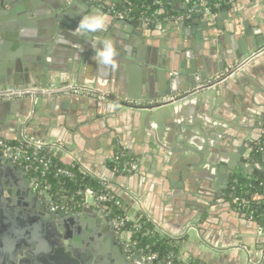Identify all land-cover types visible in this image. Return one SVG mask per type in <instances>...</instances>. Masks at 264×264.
Instances as JSON below:
<instances>
[{"label":"crops","instance_id":"obj_1","mask_svg":"<svg viewBox=\"0 0 264 264\" xmlns=\"http://www.w3.org/2000/svg\"><path fill=\"white\" fill-rule=\"evenodd\" d=\"M80 1L68 0L66 5ZM91 1L105 13V31L94 37L114 41L116 69H98L89 43L93 34L89 38L71 34L81 11L90 8H52L46 0H0V88L15 92L23 90L14 86L80 89L76 99L56 95L42 102V98L34 112L26 109V116H21L25 112L21 105L0 108V139L40 138L64 166L112 182L130 206L128 216L144 217L154 233L175 240L183 262L250 264L240 246L260 248L264 243L247 241L261 236L249 231L252 227L233 207L229 187L242 172L238 161L251 159V146L263 134L259 125L264 114V62L220 81L213 92L204 90L181 105L159 108L145 122L142 112L128 129L130 109L121 103L142 106L170 100L172 90L180 92L187 69L190 74L216 79L236 51L243 53L258 43L260 31H264V0L256 6L252 0H216L213 12L227 7L224 18H219L220 29L214 22L196 30L187 27V31L185 26L170 25L169 19L183 18L192 24L181 14L183 9L171 6L169 15L161 19H141L148 24L141 27L143 34L108 22L110 11L115 19L125 17L102 6L105 1L116 3L114 0ZM60 14L72 28L61 24ZM160 22L165 26L158 25ZM58 30L70 32L71 37L58 35ZM44 38L45 47L39 46ZM174 77L178 80L172 81ZM26 118L30 122L25 123ZM119 154L133 159L138 172L114 175L125 176V182L100 176L106 169L113 172L111 166ZM89 251V247L84 250L85 257ZM102 255L104 261L96 262L98 255L91 254L86 264H114L111 250ZM28 257L31 259L23 264H37L35 257Z\"/></svg>","mask_w":264,"mask_h":264},{"label":"water","instance_id":"obj_2","mask_svg":"<svg viewBox=\"0 0 264 264\" xmlns=\"http://www.w3.org/2000/svg\"><path fill=\"white\" fill-rule=\"evenodd\" d=\"M67 1L68 0H46L52 8H76L77 5H82L93 11L103 13V15L105 14L104 11L99 9V7H97L91 0H81L77 4L66 5L68 3ZM122 1L124 0H114L116 3H122ZM262 1L263 0H252L251 3L253 6H256L258 5V2ZM116 3L111 4L105 1L102 6L114 8L115 11H118L119 5H116ZM167 3L176 9L188 10V6L183 5L181 0H167ZM35 4H37V2ZM38 8H40V6ZM224 10H227V7L221 6L217 13L212 11L211 14H201L193 17L190 19V22L192 23L190 26L184 18L169 19L168 24L185 26L187 31V29H189L187 27H190V30H196L208 26V24L213 25L216 23V28L220 29L222 24L219 21V18H224ZM62 13L66 15L68 11L65 10ZM61 14L57 15L61 24H66L72 28V25L67 19L63 18ZM160 14L169 15V11L162 7L160 9ZM112 15L113 12L110 11V14H108L110 17L108 22L111 25L113 24V27L124 29L127 32L133 31L135 34H143L141 27L143 25L144 27H147L148 25L147 23L144 24L141 20H129L127 17H123L121 20L115 19ZM165 24L166 23L160 22L158 25L164 27ZM116 32L117 31H115V33ZM69 33L70 32L67 33L60 30L57 31L58 35L71 37V34ZM50 34H52V32H47V35ZM260 34L261 36L258 38V43L256 45L243 50V53H237L236 51V53L233 54V57L230 58L228 65L225 64L227 66L232 65L240 61L246 54L264 46V31H260ZM46 39L47 38H44L43 41L39 40V42H42L39 46L45 47V45H43L45 43L43 42H46ZM218 39L221 40V36H218ZM260 62H264V55L244 67L242 69L243 74ZM42 73L43 72L41 71V74ZM217 74L218 72L216 71L212 75ZM234 74L235 73L233 72L232 74L226 73L228 76ZM217 76L218 78L211 81L207 76L190 74L187 69L185 76L180 80L183 82L179 89L180 92L172 90L170 100L160 104H147L142 106L126 102L121 103L123 107L130 109L128 110L130 124L127 126V129L139 119L142 112H145L143 117L145 122L147 118L151 117L153 113L161 107L175 103L176 105H181L180 103H185V101L192 95L203 92L204 90H210L213 92V88L217 87L220 81L227 77L222 76L221 74H218ZM235 77H237V75ZM41 80L43 79L41 78ZM171 80H178V78L174 77L171 78ZM206 81L209 82L198 87L200 83H205ZM14 88L24 89L18 86ZM79 91V88L65 91L56 88L48 92L36 93L35 90L15 92L13 89L6 90L1 87L0 99L6 100H0V108H7V106H15L18 108V106L21 105V109L25 108V112H21V116H26V109H31L34 112L37 103H39L38 97L35 100V94L39 97L43 96L44 100H42V102H45L48 95H63L60 96L63 97V100L73 99V97L76 99L75 97ZM26 119L25 123L30 122L29 118ZM259 126L263 129V113ZM17 139L18 141L22 140L21 136H18ZM250 143L246 146L250 147ZM118 146L120 149L125 150L121 144ZM126 151L131 154V156H135L130 150L126 149ZM238 164L242 168V174L245 172H258L264 175V161H256L252 158L247 162L238 161ZM112 171L113 172H111L110 169H106V172L103 175H99L103 178H111L120 182H125V179H122L126 178L125 176H114L116 173L113 169ZM134 172H138V170ZM98 179L103 183L106 182L102 178ZM110 183L112 182H106L107 188L118 197L124 198L121 190L115 188ZM256 199L264 200V192L258 193ZM49 203L50 199L47 197L46 193H41L32 187L24 170L20 168L16 162L6 158L3 153L0 152V261L4 259L6 260L4 261L5 264H15L17 262L23 264L30 260L31 258L28 256H31L35 257V263L37 264H86L88 259H90L91 254H97L98 257L96 262H101L104 261V257H106L102 254H105V251L111 250L114 264H145L143 257H145L146 254L144 252L137 254L132 260H127L128 256L124 251V246L121 242V240H124V237L115 231L110 219L106 216L104 212V210H106L105 204H100L99 202L94 201L88 205H84L80 211H74L62 206V204L56 207L50 206ZM226 206L231 207L230 202H226ZM239 214L243 218V221L246 222L248 226L252 227L249 231H254L261 236L260 239L247 241L264 243V231L257 221L250 218L247 219V214L243 211H240ZM77 231L84 233L82 235H77ZM94 232H99V234L95 236ZM130 237L131 234L129 232L125 237L127 242L130 241ZM107 239L110 240L105 242L103 246H94V244H97L99 241H106ZM88 247L90 248V251L87 254L88 256L85 257L83 252ZM18 255H20L21 258H19Z\"/></svg>","mask_w":264,"mask_h":264},{"label":"trees","instance_id":"obj_3","mask_svg":"<svg viewBox=\"0 0 264 264\" xmlns=\"http://www.w3.org/2000/svg\"><path fill=\"white\" fill-rule=\"evenodd\" d=\"M216 1L212 0H185L188 10H183V16H189V19L201 15L198 10L209 6L212 11L216 8ZM165 8L167 11L171 5L167 0H124L118 6V11L122 12L125 17L132 19H161L165 14H160V9ZM13 145L21 144L10 142ZM27 154H30L32 147H26ZM112 164V169L117 175L129 173L127 167L130 163L135 162L127 155L119 154ZM251 158L256 161H264V126L261 138L253 144L250 153ZM51 166L49 169H43L42 166L35 163V167L27 172L29 177H35L49 185L46 191L50 199V206H62L80 211L84 206L82 191L85 188H91L97 193L108 194L112 201L107 202L106 212L109 219L123 221L119 228V233L124 237L130 232L129 253L135 256L137 253L144 252L146 255L155 253L158 255L156 264H198L194 261L183 262L180 259V249L175 240L164 236H159L152 231L151 224L141 216V218H128L129 204L124 202L120 197L110 191L106 183L101 180L79 172L75 169L64 166L55 157L50 156ZM58 168L66 169L71 175L60 174ZM264 188V175L258 172L238 173L234 176L229 187V199L236 210L243 211L252 220H256L264 231V200L256 199V194ZM118 200L120 204L114 201Z\"/></svg>","mask_w":264,"mask_h":264},{"label":"built area","instance_id":"obj_4","mask_svg":"<svg viewBox=\"0 0 264 264\" xmlns=\"http://www.w3.org/2000/svg\"><path fill=\"white\" fill-rule=\"evenodd\" d=\"M201 14H211L212 9L207 6L203 8L202 10H198ZM122 17V16H121ZM189 18V16H186ZM144 21L150 20V18H143ZM264 55V46H261L260 48L246 54L241 58L240 61L229 65L226 67L223 73L221 75L226 73H236L240 70H242L244 67L258 59L260 56ZM21 144L13 145L8 141L0 139V152L3 153V155L6 158L11 159L13 162H16L20 168H22L26 174V176L29 178L30 183L32 187L40 191L41 193H46V191L49 189V185L46 184L43 181L38 180L35 177H29L27 175V172L30 169H33L35 167V163L37 165H40L43 167V169H49L51 166V160H50V152L47 149V146L44 141H42L40 138L37 137H25L23 140L19 141ZM26 147H32V150L30 154H27ZM118 156H116L117 158ZM137 169V164L135 162H132L128 165L127 170L129 173L135 171ZM60 174L65 175H71V172L66 169L58 168L57 170ZM82 195L84 198V205H88L91 202H99L100 204H106L107 202L112 201V197L108 194L104 193H97L91 188H85L82 191ZM116 204H120L118 200L114 201ZM106 216L107 212L104 210ZM129 219H132V217L128 216ZM111 224L115 231L119 233V228L123 225V221H117L115 219H110ZM121 235V234H120ZM126 237V235H125ZM124 251L126 254L129 253L130 245L129 242L126 240L123 241ZM241 249L248 254L249 256V262L250 264H264V247H250L248 245H241ZM158 258V255L155 253H151L149 255H145L143 257V260L145 261V264H156V259ZM171 260H168L166 264H170Z\"/></svg>","mask_w":264,"mask_h":264},{"label":"clouds","instance_id":"obj_5","mask_svg":"<svg viewBox=\"0 0 264 264\" xmlns=\"http://www.w3.org/2000/svg\"><path fill=\"white\" fill-rule=\"evenodd\" d=\"M79 17L76 27L71 30V34L84 38H89L90 34H93V38L89 40V43L94 50L92 58L96 61L98 69L101 67L104 69H116L118 63L114 41L110 38L96 39L94 37V34L105 31V17L103 13L85 9L81 11ZM83 50L84 48L81 47L80 51Z\"/></svg>","mask_w":264,"mask_h":264},{"label":"flooded vegetation","instance_id":"obj_6","mask_svg":"<svg viewBox=\"0 0 264 264\" xmlns=\"http://www.w3.org/2000/svg\"><path fill=\"white\" fill-rule=\"evenodd\" d=\"M113 9V8H112ZM189 19V18H188ZM190 20V19H189ZM142 21V20H141ZM222 76H227V77H225V79L226 78H228L229 76H231V75H226V74H223ZM215 78H218V76H216ZM224 80V79H223ZM15 87V86H14ZM218 87V86H217ZM21 90H33V89H30V88H24V89H21ZM51 89H37V88H35V92L37 93V92H48V91H50ZM48 96H51V95H48ZM38 97V102H39V99H42L43 98V96H38V95H36L35 94V100H36V98ZM37 105H38V103H37ZM256 143V142H255ZM253 146V145H252ZM252 146H251V150H252ZM251 153V152H250ZM250 158H251V156H250ZM252 159V158H251ZM136 170H139V166H138V164H137V169ZM135 170V171H136ZM134 172V171H133ZM233 181V180H232ZM262 192H264V188L263 189H261V191H260V193H262ZM257 195V194H256ZM233 204V203H232ZM234 208H235V206H233ZM247 218H249V217H247ZM124 240H126L125 238H124ZM127 256H128V258H130V259H133L135 256H133V255H131V254H127Z\"/></svg>","mask_w":264,"mask_h":264}]
</instances>
